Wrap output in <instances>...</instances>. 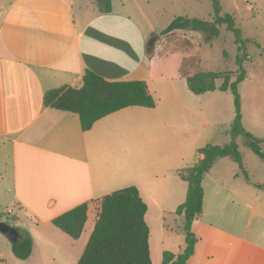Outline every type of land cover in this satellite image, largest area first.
Here are the masks:
<instances>
[{
	"label": "crops",
	"instance_id": "crops-1",
	"mask_svg": "<svg viewBox=\"0 0 264 264\" xmlns=\"http://www.w3.org/2000/svg\"><path fill=\"white\" fill-rule=\"evenodd\" d=\"M101 1L0 0V220L28 231L33 240L29 257L18 259L0 232V264H77L99 199L118 188H138L146 222L151 208L161 220L167 214L174 223L182 217L175 209L185 200L187 182L179 170L197 161L200 147L189 166L145 170L148 143L164 156L178 154L176 136L146 135L151 110L145 109L160 104L159 112L152 111L157 126L166 127L162 112L185 107L171 82L186 81L183 64L193 42L177 45L173 34L161 35L156 14L146 7L149 0H110L108 12ZM87 69L109 81H145L155 106L125 107L83 131L77 114L45 106L43 95L65 85L79 87ZM210 175L211 169L202 180V210L191 225L197 241L185 264H264V196L254 190L243 198L235 184L217 177L207 191ZM84 202L89 206L79 238L51 223ZM178 230L163 224L161 260L164 250L178 253L184 247L185 232L179 236Z\"/></svg>",
	"mask_w": 264,
	"mask_h": 264
},
{
	"label": "trees",
	"instance_id": "trees-1",
	"mask_svg": "<svg viewBox=\"0 0 264 264\" xmlns=\"http://www.w3.org/2000/svg\"><path fill=\"white\" fill-rule=\"evenodd\" d=\"M211 19L178 16L164 28L160 34L165 35L176 30L201 32L203 40L210 43L220 35V26H225L234 36L237 45V75L231 80L229 74L213 71H198L186 77L191 92L201 94L207 91L230 90L234 98L235 116L230 129V141L224 145L206 144L197 150V161L179 170V176L187 182L185 200L177 206L175 213L181 215L185 245L178 252H162L161 264H185L194 250L197 237L191 230L192 222L201 213L203 202L202 180L214 162L229 157L241 168L242 158L236 143L241 135L245 144L264 161V136L257 137L246 130L242 123V110L237 85L245 78L243 62L248 58L245 40L236 25L232 13L222 12L219 0H211ZM102 11L111 9L110 0L100 3ZM223 78L217 85L216 81ZM43 103L56 110L68 111L78 115L80 127L89 130L100 118L129 106L152 108L155 100L149 93L143 80L109 81L91 70H85L79 87L61 86L47 90ZM245 177H249L243 170ZM89 203L84 202L55 216L51 223L73 239L80 237L87 220ZM147 205L134 185L117 189L99 199V212L94 228L77 264H152L149 249V226L145 221ZM19 239L11 242L13 255L26 259L32 251L33 240L28 231L15 227Z\"/></svg>",
	"mask_w": 264,
	"mask_h": 264
},
{
	"label": "rangeland",
	"instance_id": "rangeland-1",
	"mask_svg": "<svg viewBox=\"0 0 264 264\" xmlns=\"http://www.w3.org/2000/svg\"><path fill=\"white\" fill-rule=\"evenodd\" d=\"M222 12L232 13L236 25L241 30V36L245 40V48L248 58L243 62L245 78L237 85V90L241 100L242 123L246 130L257 137L264 136V0H219ZM147 9H152L156 14V27L166 28L169 23L178 16L196 17L211 19V0H149ZM152 20V19H151ZM173 34L170 39L175 44L182 45L184 41L191 40L193 48L189 57L183 64V70L187 75H192L198 71H213L229 74L231 80L237 75L236 56L237 45L234 42L233 33L225 26H220V35L210 43L203 40L201 32L191 30H180ZM150 36V34H149ZM156 35L152 42L159 39ZM178 41V42H177ZM151 42V43H152ZM164 42V43H163ZM163 46H166L164 40ZM169 47V46H168ZM223 78L218 79L219 85ZM179 94V100L185 105L179 109L163 111L167 126L160 127L156 124L157 116L152 110L159 112L161 105L147 112L145 116L146 135L166 134L177 137L178 154L171 153V157L164 156L154 149L153 144H147L143 159L145 170H160L165 164L171 167H186L194 163L196 159V149L206 144H227L230 137V129L235 116L234 98L230 90L207 91L202 94L192 93L186 84L185 78L175 79L172 82ZM179 101V103H180ZM190 124L192 129L187 128ZM236 143L242 158L241 168L232 159L220 158L213 167L212 175L206 178V190L213 181V177L221 179L223 182L235 184L237 194L248 198L250 192L257 190L264 196V161L252 152L245 144L243 136L236 138ZM264 148V143H263ZM174 170V169H173ZM247 173L251 182L246 180ZM212 176V177H211ZM253 183L262 185L257 189ZM119 189V188H118ZM10 209L19 210L16 206ZM238 219L240 220L241 217ZM8 213L5 214V219ZM174 223L173 215L167 214L164 220L158 217L154 208L150 209L147 217V224L150 229V252L152 254V264L161 263V250L163 249V224L168 228H177L178 235H184L183 219L177 217ZM168 224L170 226H168ZM261 223H258L259 232ZM238 225L235 224L234 227ZM165 227V226H164Z\"/></svg>",
	"mask_w": 264,
	"mask_h": 264
},
{
	"label": "water",
	"instance_id": "water-1",
	"mask_svg": "<svg viewBox=\"0 0 264 264\" xmlns=\"http://www.w3.org/2000/svg\"><path fill=\"white\" fill-rule=\"evenodd\" d=\"M0 232L11 242H15L19 239V231L13 225L3 220H0Z\"/></svg>",
	"mask_w": 264,
	"mask_h": 264
}]
</instances>
